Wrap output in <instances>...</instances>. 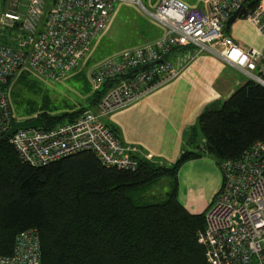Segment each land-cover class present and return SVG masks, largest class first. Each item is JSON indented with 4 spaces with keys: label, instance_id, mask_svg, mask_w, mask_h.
I'll use <instances>...</instances> for the list:
<instances>
[{
    "label": "built area",
    "instance_id": "built-area-1",
    "mask_svg": "<svg viewBox=\"0 0 264 264\" xmlns=\"http://www.w3.org/2000/svg\"><path fill=\"white\" fill-rule=\"evenodd\" d=\"M250 2L207 0L202 11L180 0H159L150 11L140 0H0V137L12 122L19 123L5 88L11 77L25 67L49 81L64 79L106 30L115 4L138 5L162 34L89 69L95 92L109 86L96 111H83L49 129L17 130L8 138L19 160L31 167L86 151L106 168L135 172L136 148L121 144L103 118L168 85L203 55L218 58L264 86V44L261 49L241 47L226 33L227 20L243 6L240 18L264 42V0H257L253 7ZM263 153L264 143L256 142L238 159L220 163L222 183L204 213L203 229L197 232L208 264H264ZM0 264H40L37 231L19 232L13 253L0 255Z\"/></svg>",
    "mask_w": 264,
    "mask_h": 264
},
{
    "label": "trees",
    "instance_id": "trees-1",
    "mask_svg": "<svg viewBox=\"0 0 264 264\" xmlns=\"http://www.w3.org/2000/svg\"><path fill=\"white\" fill-rule=\"evenodd\" d=\"M108 87L93 94L92 106ZM80 112L39 117L49 129ZM197 124L201 152L184 151L171 167L139 160L135 172L106 168L86 151L31 167L0 137V255L13 253L19 232L35 229L40 264H208L197 238L204 212L192 214L180 204L177 173L202 153L220 165L264 143V86L247 79L222 103L207 106ZM162 177L172 178L170 190L148 199Z\"/></svg>",
    "mask_w": 264,
    "mask_h": 264
},
{
    "label": "crops",
    "instance_id": "crops-1",
    "mask_svg": "<svg viewBox=\"0 0 264 264\" xmlns=\"http://www.w3.org/2000/svg\"><path fill=\"white\" fill-rule=\"evenodd\" d=\"M242 26L252 31L255 40L244 36ZM161 34L159 29L153 40ZM227 34L241 47L261 49L264 44L262 36L242 18L235 21ZM229 70L235 69L216 57L203 55L168 85L102 120L121 144L136 148L134 156L138 161L171 167L184 151H202L204 139L197 124L198 116L207 106L222 103L241 85L240 80L232 83L223 77ZM201 183L209 187L207 198L199 186ZM221 183L217 159L202 153L179 169L177 199L192 214L205 212ZM146 197L156 198L149 191Z\"/></svg>",
    "mask_w": 264,
    "mask_h": 264
},
{
    "label": "rangeland",
    "instance_id": "rangeland-1",
    "mask_svg": "<svg viewBox=\"0 0 264 264\" xmlns=\"http://www.w3.org/2000/svg\"><path fill=\"white\" fill-rule=\"evenodd\" d=\"M140 1L150 11H153L158 3V0ZM180 1L190 8H199V10H205L207 6V0ZM50 5L51 1L48 2L45 12H47ZM40 29L41 25H38L37 32ZM158 30L159 28L143 13L138 5L115 4V9L109 17L106 30L95 38L89 54L67 77L60 81H49L23 67L9 79L6 91L14 117L18 122H23L39 117L42 112L59 116L78 110L81 111L71 119L73 120L83 111L95 112L97 105L92 106L90 100L96 92L89 81V69L112 54L150 42L157 35ZM229 31H226V33H229ZM241 32L246 38L255 40L252 31L248 27L242 26ZM223 77L231 80L232 83L240 80L243 84L247 80L237 70H229L227 73H223ZM65 121H68V118L63 122ZM171 182V177H162L148 191L157 200H160L170 190ZM199 186L204 189V196L207 198L209 196L208 185L201 183ZM212 201L209 206H211Z\"/></svg>",
    "mask_w": 264,
    "mask_h": 264
},
{
    "label": "water",
    "instance_id": "water-1",
    "mask_svg": "<svg viewBox=\"0 0 264 264\" xmlns=\"http://www.w3.org/2000/svg\"><path fill=\"white\" fill-rule=\"evenodd\" d=\"M244 7L240 6L232 15L231 17L227 20L226 22V30H230L232 25L235 23V21L240 18L241 13L243 11ZM160 62V61H158ZM156 64V63H154ZM43 122L40 117H35L29 121L25 122H19V123H14L12 122L10 125V129L6 132V134L3 136V139H7L11 137L17 130H28V129H41L43 128ZM264 157V153L261 155L260 158ZM260 158H257L255 161H258Z\"/></svg>",
    "mask_w": 264,
    "mask_h": 264
}]
</instances>
